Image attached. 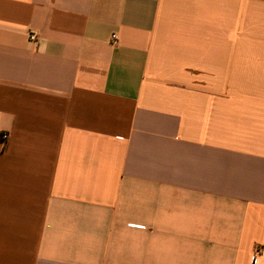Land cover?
Instances as JSON below:
<instances>
[{
	"label": "crops",
	"instance_id": "0c3cea01",
	"mask_svg": "<svg viewBox=\"0 0 264 264\" xmlns=\"http://www.w3.org/2000/svg\"><path fill=\"white\" fill-rule=\"evenodd\" d=\"M0 264H264V0H0Z\"/></svg>",
	"mask_w": 264,
	"mask_h": 264
},
{
	"label": "built area",
	"instance_id": "2783aa9c",
	"mask_svg": "<svg viewBox=\"0 0 264 264\" xmlns=\"http://www.w3.org/2000/svg\"><path fill=\"white\" fill-rule=\"evenodd\" d=\"M112 38H114V35L112 36ZM30 39H31V40H36V39H37V36L34 35V34H31V35H30ZM3 137H6V136H3Z\"/></svg>",
	"mask_w": 264,
	"mask_h": 264
}]
</instances>
